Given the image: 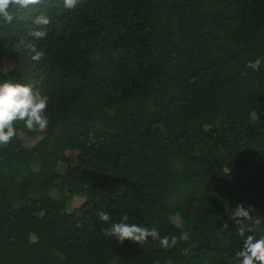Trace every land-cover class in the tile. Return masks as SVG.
<instances>
[{"label":"trees","instance_id":"1","mask_svg":"<svg viewBox=\"0 0 264 264\" xmlns=\"http://www.w3.org/2000/svg\"><path fill=\"white\" fill-rule=\"evenodd\" d=\"M4 79L49 123L0 146V264H238L231 210L264 220V0H41L0 20ZM125 215L175 246L104 234Z\"/></svg>","mask_w":264,"mask_h":264},{"label":"clouds","instance_id":"2","mask_svg":"<svg viewBox=\"0 0 264 264\" xmlns=\"http://www.w3.org/2000/svg\"><path fill=\"white\" fill-rule=\"evenodd\" d=\"M63 6L72 9L76 6L77 0H62ZM41 0H0V20L6 24H11L16 18L18 9H26L29 6L38 5ZM35 27L29 31L28 35L35 40H41L47 35V26L51 20L46 14L37 15L33 21ZM29 53L30 59L39 62L45 53L39 50L35 43L29 41L25 44L20 41ZM261 60L257 58L254 62H249L246 67L253 71L259 70ZM9 68H12L11 66ZM48 107V97L35 91L30 84L14 82L12 79L0 80V146L9 144L16 135V123L22 122L29 131L44 130L48 126V119L45 112ZM255 209L252 206L245 208L243 204H237L231 210L229 220L234 221L237 234L243 238V247L237 252L238 264H264V229L252 230L249 222L256 226L264 223L259 216L253 218L251 213ZM97 217L101 222L108 223L111 216L108 212L99 210ZM128 216H123L120 222L111 223V226L102 229L105 235L114 237L118 243L123 244L128 240L140 245L148 241L158 240L161 247H172L176 244V237H161L156 228H146L137 224L127 223ZM228 228V223L223 225ZM251 233L250 235H245Z\"/></svg>","mask_w":264,"mask_h":264},{"label":"rangeland","instance_id":"3","mask_svg":"<svg viewBox=\"0 0 264 264\" xmlns=\"http://www.w3.org/2000/svg\"><path fill=\"white\" fill-rule=\"evenodd\" d=\"M82 200L83 199L81 198H74L70 203H68V205L70 208L77 207L82 202Z\"/></svg>","mask_w":264,"mask_h":264}]
</instances>
